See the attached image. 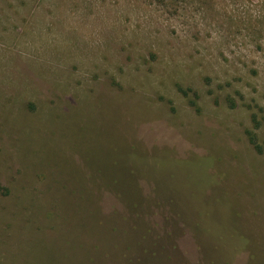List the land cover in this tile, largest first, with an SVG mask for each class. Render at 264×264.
I'll return each instance as SVG.
<instances>
[{"label":"rangeland","instance_id":"374dc122","mask_svg":"<svg viewBox=\"0 0 264 264\" xmlns=\"http://www.w3.org/2000/svg\"><path fill=\"white\" fill-rule=\"evenodd\" d=\"M262 14L264 0H0V264L237 249L264 264ZM183 147L212 159L218 191L171 156L163 191L144 185L132 155Z\"/></svg>","mask_w":264,"mask_h":264},{"label":"trees","instance_id":"16d2710c","mask_svg":"<svg viewBox=\"0 0 264 264\" xmlns=\"http://www.w3.org/2000/svg\"><path fill=\"white\" fill-rule=\"evenodd\" d=\"M245 16L246 17H249V16L253 17V15L251 13L250 14H246ZM263 16H264V14H262V17ZM251 141L253 142V144L255 143V139H254L253 136L251 137ZM156 142L157 143H162L161 141H158V140ZM183 148L184 149H182L181 151H173L172 150L173 152H171L169 150H166V149H158V151H157L158 153H156L155 156H150L149 155L147 157H144V156H140V155L136 154V155H132L130 158H135L136 161L141 163V165H139V164L135 165L133 163L134 164L133 166L137 170H140V171L143 170L142 174H143V177H144V179L146 181L145 184H144L145 186H150L151 184H154V183H156L158 181L160 183V187H161V188H159L160 189L159 191H163L162 186H161L162 184L160 182L159 177L155 173V170L159 167V165L161 163L160 159H162V157L171 156L173 158V160L175 162H178V163L193 162V164L197 167V169L204 173V176L205 175L209 176V178H210V188L215 186V188H214L215 191H218L217 187H220V185L218 184V177L215 174H212V173L208 172V170H207V166L209 168L211 167L212 159H210L209 157H206L204 155H201L198 151L193 153V152H189V150H187V148H185V147H183ZM182 157H184L185 160L182 159ZM214 189H212V190H214ZM207 190L212 192V190H210L209 188H207ZM184 221L187 223L186 220H184ZM187 225L190 227L189 229L191 230V239L192 240H191L190 243L192 244L194 242L193 241L192 228H194V229L197 228V231H199L198 230V226H197V224H196V226H192L189 223H187ZM197 247H196V249H198ZM194 249H193V251H194ZM239 250H242V249L235 250L234 253H233L234 257L232 255L231 259L226 260V263H223V264H235L237 262V259H239Z\"/></svg>","mask_w":264,"mask_h":264}]
</instances>
